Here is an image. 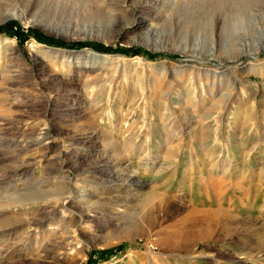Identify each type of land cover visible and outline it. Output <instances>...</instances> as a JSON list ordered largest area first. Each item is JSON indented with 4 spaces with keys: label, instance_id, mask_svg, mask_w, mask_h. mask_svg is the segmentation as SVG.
Instances as JSON below:
<instances>
[{
    "label": "rangeland",
    "instance_id": "rangeland-1",
    "mask_svg": "<svg viewBox=\"0 0 264 264\" xmlns=\"http://www.w3.org/2000/svg\"><path fill=\"white\" fill-rule=\"evenodd\" d=\"M201 1L0 0V204L98 164L74 252L11 209L0 264H264V0Z\"/></svg>",
    "mask_w": 264,
    "mask_h": 264
},
{
    "label": "bare ground",
    "instance_id": "bare-ground-1",
    "mask_svg": "<svg viewBox=\"0 0 264 264\" xmlns=\"http://www.w3.org/2000/svg\"><path fill=\"white\" fill-rule=\"evenodd\" d=\"M222 1L223 3H225L229 0H222ZM231 1L235 2L234 4H236V2L237 4L238 3L244 4L245 2H247V0H231ZM197 2H198L197 4H200V2L202 1L197 0ZM248 3H251L250 0ZM218 15L219 17L222 16V14L221 15L218 14ZM221 19H223V17ZM90 53L96 58H108L107 56L101 55L94 51ZM97 166L98 164L95 167H92L83 173L77 174L75 178H70V179L68 178L67 179L68 184L65 188L63 187L56 188L51 192L42 191L40 185L42 184L41 183L42 181H35L34 179H30L26 182H23L22 185L27 186V188L21 189L20 191H16L14 189L17 183L11 184L10 187L12 191L11 192L6 191L3 194L4 196L0 204V216L4 217L7 214V212H5L6 210H11V209L15 210L20 208L22 209V211L20 214H18L19 216L17 218L9 219V220H14L15 222H21L23 225L20 228H14L13 230L10 231L9 230L4 231L2 232V234L4 233V236H9L12 232L21 233L25 230H28L27 235H24L25 237L22 239V244L19 242L21 252L37 250L38 247H40L41 249L42 248L46 249L48 252L49 245L50 248L51 247L54 248L56 247L60 249L64 248L63 250L61 249V251H63L61 255L64 254L69 255L68 253L74 252L75 245L71 243V239L75 237H71L68 234H70V229H71L70 227L72 226L71 223L74 222L75 219L78 218L80 222L82 221L87 222L86 215L89 214L90 212L89 211L86 212L85 210L78 211L76 210V207L80 203L82 204L86 203L87 205L93 204V198L97 197L95 193V187L97 186V184L96 185L94 184L95 181H87L85 179L86 176H89L91 175V173H94L96 171ZM83 183H85V185H83ZM131 184L132 185L130 184L128 185V192L130 191V193L134 191V188H136L134 186H138V183L135 182H132ZM76 193H78V195H76ZM76 198H78L79 200L75 201ZM41 203H44L42 210L33 208L34 206L39 205ZM165 206L167 209L168 204H166ZM156 209L157 208L155 207L153 208V210ZM137 233L144 234L145 231L144 229L143 230L141 229L138 230ZM129 234L130 232L127 233V235ZM30 242H34V244ZM32 245H35V247L33 246L34 249L32 248L30 249Z\"/></svg>",
    "mask_w": 264,
    "mask_h": 264
},
{
    "label": "trees",
    "instance_id": "trees-1",
    "mask_svg": "<svg viewBox=\"0 0 264 264\" xmlns=\"http://www.w3.org/2000/svg\"><path fill=\"white\" fill-rule=\"evenodd\" d=\"M8 27V26H7ZM2 28L0 27V30H1ZM6 29H8V28H6ZM9 30V29H8ZM10 31V30H9ZM36 37H37V39H39V40H42L41 38V36H37V35H35ZM51 40H48V42H50ZM61 45H63V46H68V47H81V46H93V47H95L96 49H98V50H102V51H110L111 50V48H109V47H100V46H98V45H96V44H92V43H85V42H76V43H67V42H61L60 43ZM129 52H131V51H129Z\"/></svg>",
    "mask_w": 264,
    "mask_h": 264
}]
</instances>
